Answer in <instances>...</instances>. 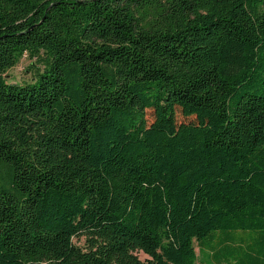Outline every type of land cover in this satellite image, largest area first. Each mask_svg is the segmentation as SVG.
Returning <instances> with one entry per match:
<instances>
[{"label": "trees", "instance_id": "16d2710c", "mask_svg": "<svg viewBox=\"0 0 264 264\" xmlns=\"http://www.w3.org/2000/svg\"><path fill=\"white\" fill-rule=\"evenodd\" d=\"M24 55L43 68L8 83ZM194 243L264 264V0H0V264Z\"/></svg>", "mask_w": 264, "mask_h": 264}, {"label": "rangeland", "instance_id": "374dc122", "mask_svg": "<svg viewBox=\"0 0 264 264\" xmlns=\"http://www.w3.org/2000/svg\"><path fill=\"white\" fill-rule=\"evenodd\" d=\"M43 66L35 62L34 59H30L27 55H24L17 65L10 69L4 76L5 80L11 84H27L32 83L34 81V76L36 70H41ZM147 119L149 122L152 121V113L148 111ZM176 120L178 122L188 123L194 121L193 117H184L179 109L176 110ZM73 242L75 245L83 248L86 246V239L84 236L73 238ZM194 249L198 256L196 264H207V260L204 259L202 255L198 253V248L196 247V243H194ZM137 256L140 260L146 259V256L142 253H137Z\"/></svg>", "mask_w": 264, "mask_h": 264}]
</instances>
